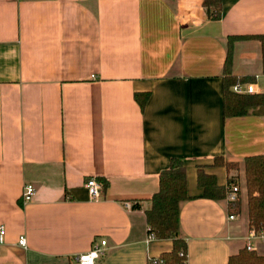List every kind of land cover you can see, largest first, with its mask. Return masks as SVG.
Segmentation results:
<instances>
[{"label": "crops", "instance_id": "obj_1", "mask_svg": "<svg viewBox=\"0 0 264 264\" xmlns=\"http://www.w3.org/2000/svg\"><path fill=\"white\" fill-rule=\"evenodd\" d=\"M203 1L0 0V264H75L96 237L107 244L97 264L170 252L172 240H147L145 211L172 157L191 197L179 205L186 264H227L245 248L244 158L264 155V104L224 118L223 70L229 36L264 34V0H220L218 19ZM230 62L264 94L258 40L235 41ZM136 93L150 95L142 109ZM199 167L224 198L202 197ZM88 177L103 185L95 200ZM24 183L36 187L26 205ZM252 243L264 255V235Z\"/></svg>", "mask_w": 264, "mask_h": 264}, {"label": "trees", "instance_id": "obj_2", "mask_svg": "<svg viewBox=\"0 0 264 264\" xmlns=\"http://www.w3.org/2000/svg\"><path fill=\"white\" fill-rule=\"evenodd\" d=\"M203 4L208 9L211 18L220 16V0H204ZM238 39H256L260 42L262 51L264 74V34L229 36L227 40V53L224 60L223 78V116L241 117L264 104L263 93H235L230 87L233 84L244 82V78L231 76L229 67L231 64L232 44ZM135 101L142 109L150 95L148 93L134 94ZM215 165L235 168L234 163L225 162L223 158L216 157ZM245 180L248 195V225L257 233L264 235V155L257 154L244 158ZM197 182L203 189L202 197L219 199L225 197V190L219 186L215 175L206 174L201 167L198 168ZM230 181L229 183H231ZM159 188L150 197L151 207L145 211L148 232L153 238L170 239L173 247L170 252L162 253L158 258L151 259L148 264H186V242L178 237L179 232V205L191 197L187 194L186 172L183 161L172 157L168 169L160 172L158 177ZM228 183V184H229ZM239 201L232 204L233 211H239ZM227 264H264V255H258L246 247L236 254H231Z\"/></svg>", "mask_w": 264, "mask_h": 264}, {"label": "built area", "instance_id": "obj_3", "mask_svg": "<svg viewBox=\"0 0 264 264\" xmlns=\"http://www.w3.org/2000/svg\"><path fill=\"white\" fill-rule=\"evenodd\" d=\"M232 91L235 93H253V85L249 84L243 86L242 84H236L232 87ZM85 188L88 193V197L90 200H95L101 196V192L103 189V185L97 181L95 177H88L84 181ZM23 189L21 192V202L23 205L30 203L33 197L36 194V187H34L31 183H24ZM239 191V186L236 182H231L228 184L226 196L227 199L230 201H237L238 195L237 192ZM127 208L130 207L129 203H125ZM230 219H234L235 215L230 214ZM5 227L4 225L0 224V248L4 244L5 241ZM263 236L262 233H257L254 229H249L248 231V242L246 243L245 247L247 250H253V243L252 240L256 237ZM153 235L148 232L147 240L152 239ZM17 244L21 247L26 245V239L22 235L19 237ZM90 248L87 251H83L80 254H76L72 257V260L75 264H97L99 258L103 257L106 253L107 244L105 239L96 237L90 243Z\"/></svg>", "mask_w": 264, "mask_h": 264}]
</instances>
